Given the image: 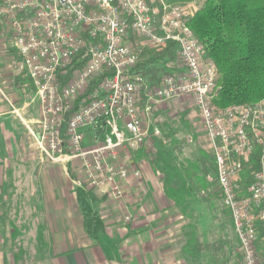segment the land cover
<instances>
[{
    "label": "built area",
    "instance_id": "built-area-1",
    "mask_svg": "<svg viewBox=\"0 0 264 264\" xmlns=\"http://www.w3.org/2000/svg\"><path fill=\"white\" fill-rule=\"evenodd\" d=\"M191 16L188 5L163 0H0V21L17 54L11 66L29 78L39 102L37 129L29 131L42 157L72 171L75 187L121 199L141 176L128 152L154 138L165 140L148 117V104L191 99L242 264H264V97L225 107L212 103L218 70L203 56ZM171 42L179 66L168 63L172 72L145 94L140 111L145 78L131 72L138 47L159 51ZM83 58V66L61 84L58 74ZM105 70L111 74L78 99L89 79ZM88 131L92 143L84 141Z\"/></svg>",
    "mask_w": 264,
    "mask_h": 264
},
{
    "label": "crops",
    "instance_id": "crops-1",
    "mask_svg": "<svg viewBox=\"0 0 264 264\" xmlns=\"http://www.w3.org/2000/svg\"><path fill=\"white\" fill-rule=\"evenodd\" d=\"M8 34L0 26V224H33L34 238L43 227L48 247L33 251L38 256L34 264H190L188 254L180 249L182 226L188 219L173 209L160 176L139 154L140 149L137 163L133 159L140 178L132 179L121 199L92 201L105 227L96 237L85 233L77 187L72 183L74 173L44 159L29 131L37 129L39 102L29 78L13 72L11 50L16 54V49L13 42L7 43ZM155 144L159 145L145 146L143 153L158 149ZM127 214L129 221L124 219ZM198 225L202 231L204 225L200 221ZM12 234L8 233L11 239ZM200 253L214 256L212 249ZM13 256L0 248V264H17Z\"/></svg>",
    "mask_w": 264,
    "mask_h": 264
},
{
    "label": "trees",
    "instance_id": "trees-1",
    "mask_svg": "<svg viewBox=\"0 0 264 264\" xmlns=\"http://www.w3.org/2000/svg\"><path fill=\"white\" fill-rule=\"evenodd\" d=\"M189 25L195 38L202 45L203 56L212 61L218 70L219 89L212 100L216 107L250 103L264 97V0H204L191 16ZM132 40L137 46V40L135 38ZM144 54L147 52L138 51V60L131 68V72L140 73L145 78L140 93L142 99L159 83L164 74L172 72L168 63L173 62L175 66H179L178 62H175L172 42L166 48L156 51L151 57H144ZM83 64L84 58L79 59L73 69L66 74H58L60 83L65 84L73 70L82 67ZM110 74L111 70H105L90 78L78 99L88 96L100 85L104 77ZM77 105L78 103L71 110ZM65 125L66 119L63 126ZM161 129L164 130V126ZM163 136L165 140L154 138L151 142L149 140L142 144L139 154H143L153 171L160 176L163 192L172 201L173 209L188 219V222L182 226L180 249L184 254H188L190 264H205L206 259H210V264L225 262L227 259L223 258L225 252L223 248L228 247L231 251V244L222 238L207 242L206 236L199 230V220L196 214L194 215V207L191 206L192 203L198 204L202 200L200 193L211 187V181H207V175L210 168L215 170L212 154L210 158L202 152L195 161L188 159L179 161L172 150L163 147V142L170 133L163 131ZM152 142L162 144V147L154 152L143 153L144 147L148 144L150 146ZM213 178L215 179V174ZM216 194L221 200L220 194ZM100 198L103 197L96 192L82 188L76 189V201L82 214V226L85 233L91 237H96L105 227L103 218L91 205L92 201ZM209 207L212 208V206ZM225 212L230 218L229 212L227 210ZM195 217H197L196 223L189 222ZM37 237L39 250L43 251L48 247V242L42 226L39 228ZM12 239H14L13 234ZM208 249L214 250L215 257L212 255V258H206L201 255L202 250ZM19 251L21 254L18 252L19 254L13 256L15 263L19 261L26 263V255H23L25 250L20 248ZM230 251H228L229 254ZM238 256L242 264L240 251Z\"/></svg>",
    "mask_w": 264,
    "mask_h": 264
},
{
    "label": "rangeland",
    "instance_id": "rangeland-1",
    "mask_svg": "<svg viewBox=\"0 0 264 264\" xmlns=\"http://www.w3.org/2000/svg\"><path fill=\"white\" fill-rule=\"evenodd\" d=\"M168 4L181 3L186 4L191 7L192 15L194 14L197 7H199L204 0H163ZM0 26L7 27L4 21H0ZM6 38L8 44L10 41L13 42L11 34ZM138 43V40H137ZM144 50L147 54H144V57H151L154 55L156 50H150L147 47L140 49L138 51ZM11 53L13 58L10 62L17 58V54H14L12 48ZM13 69V66H12ZM14 72V71H13ZM23 75V74H19ZM144 99L141 100L139 104L140 111H143ZM149 115L152 121L157 122L161 127L164 126L165 132H169L170 136L166 138V141L163 142V147L165 149L172 150L173 154L178 158L179 161L197 160L202 152H205L208 157L211 158V153L208 148L207 140L203 135L201 120L198 113L196 112L193 102L191 99L188 100H175L171 102H159L152 101L149 104ZM89 139L93 140L92 132H87L85 137V142H88ZM161 148L162 144L157 145ZM154 152V150H150ZM129 156L134 159L137 163V150H130L128 152ZM210 172L207 175V181H211V187L206 191L200 193L202 200L197 204L192 203L191 206L194 207V215L198 217L200 223L204 227H200L202 234L206 236L207 242H212L213 240L222 238V240L227 241L231 244V251L228 250V247H224L223 258L227 259L225 262L219 264H240V257L238 256L239 250L237 241L234 235V228L229 218L228 214L223 210L222 201L219 199L216 193H219L216 180L213 178L215 174L214 168H210ZM210 179V180H209ZM209 183V182H208ZM209 183V184H210ZM216 194V195H215ZM209 206H212L210 208ZM3 212L6 211L5 208L2 209ZM1 211V210H0ZM12 212V210H11ZM16 212L19 214L20 209H17ZM27 212V210H23ZM226 213V214H225ZM197 217L193 218L189 222H197ZM229 218V219H228ZM17 220V218H15ZM14 219V220H15ZM10 220H13L10 218ZM30 220V219H29ZM211 222V223H210ZM214 222V224H212ZM210 224V225H209ZM33 224H0V248L7 250L10 253L19 254L20 248L25 250L23 255H26V264H34L38 256L33 255V251L39 249L38 237L34 238ZM13 230V231H11ZM13 232L14 239L8 237V233ZM208 238V239H207ZM35 239V240H34ZM204 242V241H203ZM230 251V254L228 253ZM22 258V256H21ZM17 264H25V262H17Z\"/></svg>",
    "mask_w": 264,
    "mask_h": 264
}]
</instances>
